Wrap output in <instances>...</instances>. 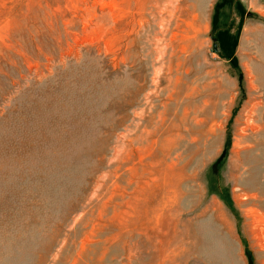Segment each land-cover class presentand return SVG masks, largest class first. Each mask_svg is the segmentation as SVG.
I'll list each match as a JSON object with an SVG mask.
<instances>
[{"label": "rangeland", "instance_id": "obj_1", "mask_svg": "<svg viewBox=\"0 0 264 264\" xmlns=\"http://www.w3.org/2000/svg\"><path fill=\"white\" fill-rule=\"evenodd\" d=\"M0 264H264V0H0Z\"/></svg>", "mask_w": 264, "mask_h": 264}]
</instances>
